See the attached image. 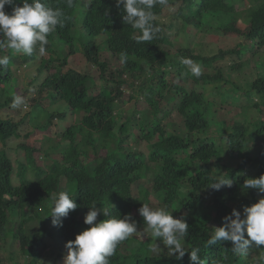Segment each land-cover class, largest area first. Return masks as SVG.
Masks as SVG:
<instances>
[{
    "label": "trees",
    "instance_id": "trees-1",
    "mask_svg": "<svg viewBox=\"0 0 264 264\" xmlns=\"http://www.w3.org/2000/svg\"><path fill=\"white\" fill-rule=\"evenodd\" d=\"M85 1V35L95 39L100 37L106 49L107 56L101 61L97 43L82 47L87 65L97 68V79L104 83L100 87L88 88L89 76L86 73L64 69L73 51L59 52L53 42L55 39L62 43L63 40L70 42L72 13ZM242 1L251 4L241 13L245 14L242 23L245 28L240 23L239 26L235 24V21L224 27L227 19L238 16L236 6ZM48 3L53 8L64 9L67 16L66 26L57 28L48 37L47 51L53 54L54 63L48 62L46 69L51 66L54 70L41 80L30 81L29 85L35 82L33 93L29 87L18 93L14 90L0 99V142L5 146L7 141L17 137L19 125L27 120L39 132L57 128L60 131L56 134L57 138L68 145L56 149L63 160L56 159L45 166L44 163L35 166L33 154L42 152L39 159L43 160L54 151L53 148L45 151L43 148L20 146L26 151L25 158L31 167L21 161L13 164L6 150L0 149V251L13 252L11 249L16 246L24 253L23 257L29 259L25 264H39L43 251L48 249L45 237L50 236L63 246V252L67 254L65 244L89 227L83 221L93 203L97 207H109L110 217L118 218L120 215L122 218L131 214L138 227H143L138 202L145 194L146 202L152 197L158 207L166 205L174 218L183 216L186 219L189 235L184 241L185 249L190 252L199 248V256L205 264H264V245L253 244L246 254L233 253L231 242L205 246L213 228L222 226L223 217L233 209L242 213L244 207L264 197L257 190L241 192L246 179L264 175V119L255 123L248 120L234 122L231 133L212 134L211 127L215 125L208 119L210 101L203 91H196L191 85H214L218 81H228L224 70L229 75L240 69V62L219 67L211 73L208 67L233 54L241 59L239 54L242 52L264 46V0H169V6L157 5L153 9L156 16L154 24L161 31L150 43L136 42L139 30L122 22L121 10L114 0H74L71 8L64 0H48ZM177 4V12L190 14L186 16L189 24L195 26L202 22L206 25L205 22L215 19L214 23L220 31L242 36L250 44L239 50H218L210 57L196 55L187 47L170 52L172 42L164 37L157 18L165 8H173ZM15 6L22 7V0H15ZM5 11L11 12V8L6 6ZM120 52L128 54V61L120 64V70L113 71L107 58L112 56L119 61ZM0 55L10 57L7 68L0 67V84L7 89L13 84L12 68L26 65L32 56H12L11 50L6 48L0 50ZM181 57L191 58L200 64L202 75L199 78L192 76L180 63ZM167 76L178 82L169 84ZM124 87L132 90L136 87L140 91L145 110L134 111L118 125L113 112L118 108V100L122 97L129 100L122 93ZM96 88L98 90H94ZM16 96L22 97L23 103L30 104L28 113L19 122L8 114L17 109L11 107ZM244 96L251 103L260 99L252 106L261 113L260 107H264V78L254 79ZM42 98L58 104L59 109L49 111L42 106ZM163 101L171 103L182 119L181 134L168 132L169 112L159 113V103ZM64 105L68 115L63 111ZM77 112L79 122L73 123ZM222 139L225 140L223 144ZM17 152L20 153L19 150ZM90 152L93 159L89 158ZM220 169L222 178L231 179L233 186H223L219 191L208 188L221 176L217 175ZM147 173L151 176L149 185L145 186ZM61 191H67L79 207L63 220V227L57 228L52 226L49 215L52 198ZM112 196L123 198L125 204L115 203ZM107 218L101 215L98 220ZM34 223L37 226L34 227ZM135 240L132 237L118 245L110 264H191L188 253L177 261L166 253L153 254L150 250L151 238H145L139 248L131 247ZM5 246L7 251H4ZM61 255L52 252L46 257L54 264Z\"/></svg>",
    "mask_w": 264,
    "mask_h": 264
},
{
    "label": "rangeland",
    "instance_id": "rangeland-1",
    "mask_svg": "<svg viewBox=\"0 0 264 264\" xmlns=\"http://www.w3.org/2000/svg\"><path fill=\"white\" fill-rule=\"evenodd\" d=\"M85 4L86 1L81 3L79 7L72 13L73 28L70 32V42L67 43L63 40L62 43L59 42L58 39H55L53 42L56 44V50L59 52L65 50L68 51L69 49L73 51L67 58V65L64 66V69L71 68L76 70L77 72L86 73L89 76L87 87L90 88L94 87L95 85H99L100 87V85H104V83L97 79V68L87 65L86 60L82 55V47L85 45L87 46L88 44H92V42L97 43L99 46V58L101 61H103V59L107 56L106 49L103 39H100V37L95 39L93 37L85 35L86 32L83 27V15L86 10ZM239 4V6H236L238 16L235 18L227 19V21L223 24L224 27H227L228 24H233L234 21L235 24L238 25V23H240V25L244 27L242 23L245 20V14L241 13H244V11L248 9V5L251 4H249L247 1H242ZM178 6L179 5L177 4L173 8H165L162 11V15L157 18L158 23L162 26L164 37L172 42V48L170 52L175 53L176 50L180 47H187L190 48L191 51L196 55L210 57L213 54L217 53L218 50H239L244 45L250 44L248 40H246L242 36H238L235 33H224L223 31H220L214 23L215 19L205 22L207 23L206 25L202 22H198L195 26H193L194 24H189L187 22L186 16H189L190 14L188 12H177ZM239 55H242L241 59L237 54H233V56L211 64L207 69L211 73L219 67L225 68L229 65L240 62L239 70L235 69L232 72L230 71L231 73L229 75H227L224 70V77H227L229 79L228 81H218L214 85L209 84L202 86L200 84L194 85L193 83H191L192 87L196 91H203L205 96L210 101L211 109L210 113L208 114V119H210V123H213L215 125L211 127L212 134H215V132H217L219 135L231 133L234 122L248 120L251 123H255L258 120L264 119V107H260L261 113H259L256 108L252 106L254 102L259 103L260 99H254V102L251 103L248 102L246 97L244 96V92H247L250 89L251 83L254 79L260 77L264 78V46L253 47L246 52H242ZM52 56L53 54L51 55V53L48 51L47 55L45 56H39L38 53L34 52V55H32L31 57V61H29L26 65H22L17 68L13 67V84H11L7 89L3 88V85L0 84V99L5 94L13 93L14 90L18 93L24 88L29 87L30 92L33 93L36 89L35 82L33 81L32 84L29 85L30 81L34 79L41 80L47 75L48 72L51 73L52 70H54V67L51 66L48 70L46 69L48 62L54 63V59L52 58ZM110 57L111 58H107L110 64V69L113 71L117 69L120 70L121 65L119 61L112 56ZM126 78L127 80H129V77ZM166 81L169 84L178 82L171 76H167ZM123 89L124 90L122 91V93L124 94V96L129 97V100H125V97H122L120 100H118V108L113 112V114L116 115L118 125L123 123L127 117L132 116L134 111L138 112L144 109L143 97H141L140 91L136 87L133 90L128 87H124ZM94 90H98V88ZM40 102L42 106H45L49 111L55 112L59 109L58 104H52L48 98H42ZM29 107L30 104L23 103L15 111H10L8 114L14 119V121L19 122L22 116L28 113ZM159 107L161 109L159 113L162 114L163 111L169 112V116L167 117V127L169 130L168 132L181 134L183 132L182 119L175 112V109L173 108L171 103L163 101L159 103ZM63 111L67 113L66 105H64ZM136 117L138 116L136 115ZM79 119V112H77L74 115L73 123H78ZM146 126L149 130H151V128L147 124ZM59 132L60 131L57 128L53 129V127H51L49 130L39 132L32 127V124H29V122L25 120L19 125L18 136L7 141L5 146L0 142V149L4 148L6 150L13 164H15V161H21L23 164L31 167V165L25 158L26 151L20 148V146L35 149L43 148L45 151L53 148L54 151L50 152L48 154V157L44 159L42 158L43 160L39 159V155L43 154L42 152H38L39 154L35 152L33 154V156L35 157L34 160L36 161L35 166H40L43 163V166H45V164L47 165L49 163H52L53 161H57L56 159L63 160L60 153L56 151V149L59 146L66 147L68 143L57 138L56 134H58ZM224 141L225 140L222 139L221 144H223ZM56 143H59L57 147H55ZM144 145L145 143L143 142L142 146L144 147ZM17 150H19L20 153H18ZM89 158L93 159L91 152L89 153ZM245 172H248V170H245ZM221 173L222 170L220 169L217 172V175L220 176ZM150 176V173H147V175L145 176V186L149 185L148 181H150ZM253 178H256V176L254 175ZM143 196L144 197L139 199V208L142 206V203H148L153 208L158 207L157 202L154 198L150 197L149 202H146L147 197L145 194ZM112 200L117 204H125V200L117 196H112ZM47 207H50V205H48ZM35 226H37V223H34V227ZM142 229L143 227H138V231H142ZM133 238L136 240L131 244V247L139 248L141 243L144 242L145 238L149 239L151 237L133 236ZM45 242L48 244V249H45L43 251L39 264H52V260L46 257L48 253L52 252L56 254L62 253L61 257H58L56 260L57 262L54 264H64V259L67 254H64L63 246L52 240L50 236L45 237ZM157 244L162 249V251H153V254L167 253V249L161 242ZM12 250L13 252L8 253L7 247L5 246L4 251L7 252L0 251V264H25L29 261V259L26 260L23 257L24 253L18 250L16 246L13 247L11 251Z\"/></svg>",
    "mask_w": 264,
    "mask_h": 264
},
{
    "label": "clouds",
    "instance_id": "clouds-1",
    "mask_svg": "<svg viewBox=\"0 0 264 264\" xmlns=\"http://www.w3.org/2000/svg\"><path fill=\"white\" fill-rule=\"evenodd\" d=\"M71 8L74 0H64ZM121 10L122 22L131 28L139 30L137 43H150L161 29L154 24L156 16L153 9L160 5L169 6V0H114ZM23 6H15V0H0V50L9 49L12 55L23 54L32 56L34 52L39 56L47 55L48 37L66 26L67 16L64 9L53 8L48 0H22ZM6 6L11 12H6ZM107 11L105 15H107ZM119 63L128 61V54L120 52ZM10 63L8 55H0V67L7 68ZM180 63L187 67L191 75L199 78L202 75L201 66L191 58L181 57ZM147 70V66H146ZM124 89H122L123 91ZM23 104V98L16 96L12 108ZM223 186L231 188L233 181L229 178L217 177L208 188L219 191ZM249 189L264 194V175L259 178L246 179L241 186V192ZM113 208V206L110 204ZM79 205L67 191L59 192L52 198L50 217L53 227H63V220ZM143 219V229L138 231V223L131 214L121 218L110 217L109 207L93 203L84 217V224L89 226L73 241L65 244L67 256L64 264H110V258L116 253L118 245L133 236L151 237V251L158 252L159 240L167 249L168 257L181 261L186 253L189 254L191 264H205L199 256L200 249L193 248L190 252L185 249L184 241L189 235V225L183 216L174 218L167 206L151 207L142 203L138 209ZM103 215L108 217L98 220ZM48 216V217H49ZM220 242H231V250L235 254H246L253 244L264 245V197L257 203L243 208V212L233 209L223 217L222 226L214 227L213 234L206 242V247L217 245Z\"/></svg>",
    "mask_w": 264,
    "mask_h": 264
}]
</instances>
